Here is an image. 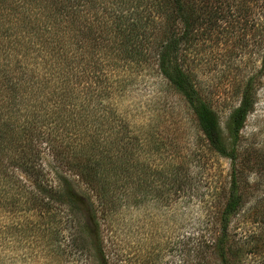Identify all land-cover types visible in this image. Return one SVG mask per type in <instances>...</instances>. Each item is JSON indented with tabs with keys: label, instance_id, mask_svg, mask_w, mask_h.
<instances>
[{
	"label": "trees",
	"instance_id": "16d2710c",
	"mask_svg": "<svg viewBox=\"0 0 264 264\" xmlns=\"http://www.w3.org/2000/svg\"><path fill=\"white\" fill-rule=\"evenodd\" d=\"M250 2L264 7V0H0V212L11 216L0 229V264L14 259L8 234L42 244V253L115 264L105 232L129 184L142 193L145 175L157 176L165 199L188 185L184 167L143 163L142 154L166 144L131 132L114 104L144 68L181 97L209 149L231 163L221 236L211 246L218 264H233L228 229L243 206L237 146L258 91L255 77L240 85L225 134L188 53L221 34L218 19L247 12ZM97 31L111 38L99 43ZM77 230L82 239L70 233Z\"/></svg>",
	"mask_w": 264,
	"mask_h": 264
},
{
	"label": "rangeland",
	"instance_id": "374dc122",
	"mask_svg": "<svg viewBox=\"0 0 264 264\" xmlns=\"http://www.w3.org/2000/svg\"><path fill=\"white\" fill-rule=\"evenodd\" d=\"M253 3L247 12L218 19L221 34L215 33L188 53V59H193L189 60L190 71L219 116L225 134L229 116L240 102V85L255 77L258 91L237 146L243 206L231 218L228 229L233 264H264V7ZM97 33L92 38L99 43L104 36L111 38L105 32ZM113 73L112 78L117 72ZM160 79L144 68L123 96H115L113 101L131 132L146 141L151 136L166 144L156 154H142L143 163L159 170L184 167L189 182L179 193L169 191L167 199L161 196L157 176L145 175L147 185L142 193L129 184L128 198L118 206L110 232H105L107 246L118 258L115 264H218L211 244L221 236L218 219L227 198L231 163L209 149L193 112ZM87 88L80 85L81 94ZM10 217L0 212V229L9 225ZM70 233L82 239L81 230ZM8 237L13 239L9 244L14 247V259L3 264H96L87 255L42 253L38 242L19 235Z\"/></svg>",
	"mask_w": 264,
	"mask_h": 264
}]
</instances>
